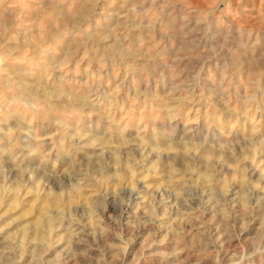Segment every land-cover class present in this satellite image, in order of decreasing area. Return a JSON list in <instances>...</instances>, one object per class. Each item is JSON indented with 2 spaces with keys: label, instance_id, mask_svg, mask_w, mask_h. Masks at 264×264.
<instances>
[{
  "label": "clouds",
  "instance_id": "clouds-1",
  "mask_svg": "<svg viewBox=\"0 0 264 264\" xmlns=\"http://www.w3.org/2000/svg\"><path fill=\"white\" fill-rule=\"evenodd\" d=\"M20 3L0 16V264H130L125 227L165 264H264V0Z\"/></svg>",
  "mask_w": 264,
  "mask_h": 264
},
{
  "label": "rangeland",
  "instance_id": "rangeland-1",
  "mask_svg": "<svg viewBox=\"0 0 264 264\" xmlns=\"http://www.w3.org/2000/svg\"><path fill=\"white\" fill-rule=\"evenodd\" d=\"M140 3L147 6L149 3V0H140ZM169 3L174 6L177 4V0H169ZM191 3L194 5L196 4H202L203 0H191ZM9 7L7 11L4 10L2 6H0V16L3 17L4 22L8 24H14L19 19H25L26 16L23 15L27 10L24 8L23 4L20 3V0H8ZM250 23H253V21H249ZM55 31V29H53ZM142 35L141 32L137 31L133 33V36L139 37ZM143 35H147V31L145 30ZM175 35L176 30L175 28H172L169 31L168 39L164 42L169 47H175L176 41H175ZM155 39L158 41L160 39L159 33L157 32L155 35ZM145 48L151 47V43L146 39L145 40ZM240 60H237V67L239 68ZM211 67V65H210ZM246 80V72L243 70H239L236 73V76L234 77V85H236L232 89V96L230 97L232 104L231 107L233 109L239 108V96L242 94V82ZM205 95L210 97V103L212 104V107L208 109L207 112V119L201 120V128H207L209 125L212 126L213 131L217 135H221L220 128L217 126L219 124L227 125L229 128L231 127L232 122L234 121L235 117L232 111H229L223 102L219 100V96L209 89L205 92ZM94 120H99L100 117H93ZM182 123V122H181ZM102 128L106 127V125H101ZM246 125H244L243 119L240 121V132L243 134L244 131L247 130ZM226 171V169H225ZM250 178L252 180H256L258 177V173L253 175L252 173L249 174ZM235 191V189H234ZM31 197L29 198V204L25 206L23 209L24 211H27L30 207V201ZM130 211V210H129ZM116 210L113 209L111 206H109L108 212L103 213L104 219L108 220L109 214H115ZM127 216V213L125 214ZM125 231V237L128 238L129 236L132 237L133 240H135V243L129 248L127 260L130 261V264H165V261L167 260V257L164 255V252L169 248L168 245L161 246V251L158 255L151 254V251H143L140 247L141 240L146 235V230L142 227L140 232L133 234L127 227L124 229ZM159 235H163V233H160ZM159 238V237H158ZM54 255V252L50 253L49 256ZM188 255L187 253L185 254ZM195 256H191L188 260V264H194Z\"/></svg>",
  "mask_w": 264,
  "mask_h": 264
}]
</instances>
